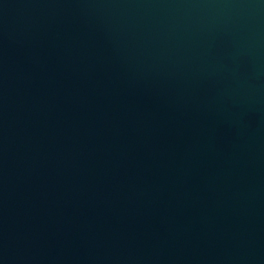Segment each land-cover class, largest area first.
<instances>
[{
    "label": "water",
    "instance_id": "1",
    "mask_svg": "<svg viewBox=\"0 0 264 264\" xmlns=\"http://www.w3.org/2000/svg\"><path fill=\"white\" fill-rule=\"evenodd\" d=\"M0 264H264V0H0Z\"/></svg>",
    "mask_w": 264,
    "mask_h": 264
}]
</instances>
